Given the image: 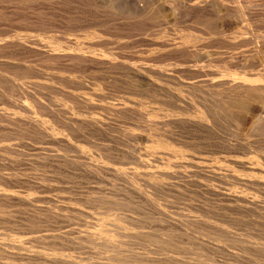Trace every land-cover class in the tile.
Here are the masks:
<instances>
[{
  "label": "bare ground",
  "instance_id": "1",
  "mask_svg": "<svg viewBox=\"0 0 264 264\" xmlns=\"http://www.w3.org/2000/svg\"><path fill=\"white\" fill-rule=\"evenodd\" d=\"M2 1L5 4V0ZM2 1L0 0V2ZM32 1H34V5L33 3L31 5H33L35 9L32 8L31 9L35 11H32V13L34 12V17L30 15L31 17L34 18V20H32V22L33 21L34 22L33 24H31V27L33 25L32 28L33 30L30 31L31 34L17 33L18 35H15L14 37L11 36L8 37L10 33L7 28L3 29L2 33L0 31L1 33L0 34V98L14 101L15 100L14 97L16 95H19L20 97H23L22 105L23 104H25L24 106L28 104L29 106L31 105L29 103L30 98L27 97V95L24 96V94H28L29 89H27L22 82L20 83L21 79H18L19 75H21L20 77L23 76V78L24 77L27 78L31 76L39 80L44 78H50L53 76H58V77L69 78L68 80L75 79L77 80L75 82L80 81L77 78L80 77L81 79L83 74L86 75L88 74L90 77H101V78H115V77L126 78L128 76H134L135 78L139 77L141 83L135 84V87L143 88V91L141 93L145 98L144 100H146L145 103L143 102L145 107L144 115L140 117L143 120L142 124H143L144 132L143 131L141 132L144 133L143 134L144 137H142V139L145 140L147 147L145 148L143 155L140 154L137 155L136 154L137 149L134 148L131 150L130 149L131 145L128 146L126 145L127 147L130 146L129 153L127 154L125 152V154H127L129 157L124 155L122 153L123 151L118 153L117 157L116 156L115 157L118 161H124L125 159L128 160L129 164L133 166V169L130 170L129 168V171L124 169L125 170L124 171L116 167V170H114L115 172L114 171L111 172L112 174L115 173L116 177L117 176L122 177L123 181L125 180L126 184H128L129 187H133V189L138 192V196L142 194L146 206L148 207L150 206L153 212H154L153 209H155L157 212V210L160 208L159 206L160 204L155 205L151 199L146 197L147 194L145 195L142 193L141 189H143L144 187H160V189L161 187H230V188L231 187H261V188L264 187V10H258L260 8H258L259 5L256 2H253L251 0H60L61 2L58 0H57L58 2H55L56 0L55 1L32 0ZM11 2L9 4H11ZM22 2L23 1H21V3ZM25 2H27V0ZM30 2L28 1V3ZM71 2H75L77 4V8L75 7L74 8L79 10L81 14V16L80 17L78 16L79 18L77 19L78 23L82 22L81 25L83 24V22H86L88 18L97 20L99 14L102 13L101 16L105 15L103 16L105 18L104 20L97 21V24L95 23L98 29L97 28L92 29L90 28L91 27L90 25H89L90 26L89 29L86 28L76 29L77 27H75V25L77 24L79 26V24L76 23L74 25L73 22L71 23V25L69 24L65 28V24H67L66 22L63 24L65 32L60 30L61 31L60 33L57 34L52 33L55 24L52 23L54 20L53 19L54 11L56 12L57 10V9L54 10L55 9L54 4L55 5L58 4L57 7L59 8L60 6L65 8V6L69 7V4ZM8 3L6 4L9 5ZM14 3H16V5L21 4L18 3V0H16V2ZM11 5H9V7ZM28 5L25 7H28ZM74 8L72 10H74ZM28 9H26V11ZM43 9H47V10L43 11ZM9 10L10 12L7 11L8 13H12L15 11V9L13 10V8H12L13 10L12 12L11 9ZM19 10L20 12H22L21 11L22 7ZM68 10L71 9L68 8ZM26 11L24 10L23 13L26 14ZM60 11L56 13L59 14ZM7 12L5 13L7 14ZM63 12L65 13V10ZM75 12L76 11H74V13ZM64 13L63 15L66 14ZM76 13H78V11ZM19 15H21V13ZM19 15L17 16L16 14L15 15L16 18L17 17L19 18ZM67 15L69 14H66V16ZM72 15L71 17H73ZM25 16L26 15L22 16L24 20H25ZM57 16L59 17L60 15ZM9 17L10 16L4 14L0 18L2 21H4L5 24L9 21L10 18H12ZM27 17H29V15H27ZM74 17L77 16L74 15ZM61 18H64V16ZM66 18L69 20L68 17ZM28 19H30V17ZM10 20L12 21V19ZM18 20L19 22L21 21L20 19ZM72 20L76 21V19L75 20L70 19V21ZM25 21L24 23H26ZM27 21H28L27 23L30 22L29 20ZM1 23L3 24V22ZM24 23L23 25H26ZM58 23L55 26H57ZM91 24L92 27L94 28L95 25H93V23ZM86 25L88 26V24ZM60 27L62 28L61 24ZM30 29L31 28H29V30ZM58 30L59 28L56 31L59 32ZM23 31L24 30H22V32ZM237 59H239L238 62H236ZM15 74L16 76H14ZM114 81L115 80H113L112 82ZM130 81L132 82V80ZM80 82L84 84L85 80L84 82L82 81ZM93 83L92 84L89 83V85L91 84L90 85L92 86L91 88L94 87L93 89L96 90L95 85H93ZM64 84L60 83L59 88L62 89ZM33 88H34L32 90L33 91L32 99L34 98L33 106L43 113V114L39 113L40 115H44L45 117L46 116L48 117L46 119L47 121L46 120H45L46 122L41 121V119L36 118L39 117L36 115L32 125L30 124L26 125V123L19 124L18 121L21 122V120L17 118L15 119L14 117L12 119H9L8 116L5 117L2 115V113L4 112L0 111L2 116L0 117V125H1L0 139L3 138L4 141L8 139L13 141L12 138L14 139L18 137L16 139L19 140L21 139L23 142V139L25 138L27 139L28 137V139L33 140L32 143L34 142V144H36L35 146H38L39 144L41 145L45 144L46 141L48 142V140L57 137H60V140L64 139L63 141H65V139L68 138L69 139L68 142H70L71 137H68V135L65 136V134H67L65 132V128H67L65 127V113L70 114L71 112V115L68 114V116L69 117L73 116L75 119L80 115L78 114V111L74 112L73 110L74 108L71 109V107H69L65 103H62V101L54 102V100H52L54 102L52 103V105H48V104L45 105L44 102L45 100L43 98L44 95H41L42 93L41 91L46 90V86L36 84ZM69 88L67 87L68 90ZM89 88L90 87L87 86L88 91L91 90ZM70 96L72 97V95ZM74 100L78 102L79 99H74ZM125 101L126 100H124V102ZM15 102L16 101H14V104ZM25 102H28V104H26ZM122 102L120 100L121 104ZM130 102L131 100L128 101V103ZM82 103L84 104V102L81 101V104ZM113 103L114 101L112 102V104ZM119 105L115 104L116 107H118ZM29 106H27L28 109ZM88 108H90V105ZM83 110H88V109L85 108ZM108 110L106 108L107 112ZM106 111L103 112L106 113ZM112 111L109 112L112 114ZM118 113L123 117L124 113H127V111L126 109L125 111L122 109L121 111H118ZM138 115L137 118L139 117ZM27 116L28 115L26 114V117ZM118 117L120 118V116ZM48 119L51 120L50 122L56 123V126H58L56 128L57 129L60 128V130L62 129L63 132H59V130H57L56 128H52L50 123H49L50 126H48L47 125ZM83 119L85 120L86 117L85 118L83 117ZM127 120L129 121V119ZM75 122L78 123V121ZM88 122L89 120L86 123ZM69 127L72 126L70 125ZM94 128L95 127H93V129ZM76 129L74 130L73 128L74 131H76ZM81 131L83 135V132L85 131L83 130ZM88 131L89 130H87V132ZM141 132L139 133L141 134ZM131 133H133V131ZM59 141L57 142L59 143ZM54 144L53 146L59 145V144L58 145L57 144L54 145ZM72 145L74 147V144ZM118 146H120V144H118ZM126 146L124 145V147ZM75 148L77 147H74V149ZM76 151H79V149ZM14 152L16 153L17 151ZM117 152H119V150ZM12 155L10 149L7 148L3 149L2 147L0 148V178L1 179L5 177L6 180H9L12 179V177L16 176L15 175L16 170H14L15 173L12 171L15 168H12L8 165V163H11L10 162L11 159L14 160L13 158H11ZM15 157L17 158V156ZM45 158H42L43 160L42 161L39 160L38 157V160L36 161L38 162L42 161L44 163ZM15 162L14 163L12 162V164L14 165ZM101 163L99 165L95 163V165L97 166L84 164L81 165V168H83V170L85 169L87 172L89 171V174L91 172L93 173L95 172L96 174L99 175V173L100 174L104 173L106 171L105 169L109 167L108 165H106V163L105 164H101ZM111 168L113 169V167H110V169ZM38 169L40 168L38 167ZM103 169L105 171H102ZM100 171H102V173ZM93 173H91V175ZM21 175L22 174H20V176ZM95 176L97 177V175ZM17 178H19V176ZM139 180H141L142 182L141 184L144 185V187L141 186L143 188L139 186L141 185L140 182L138 184ZM3 186L4 185H2V187ZM1 192H3L5 196L9 194V193L6 194L4 191L1 190L0 196L2 197H3L2 195L3 193ZM121 194L124 193L121 192ZM11 197L13 196H10V198ZM95 197L92 199V197L89 196L87 197L88 199H86L87 203L93 200L92 203L95 202L97 206L96 207L94 204L93 205L95 207L92 206L94 207V209L96 208L95 211L98 213L97 215L99 216V217L96 216V212H94L95 214L94 217L96 216L99 218L97 220V218L95 217L96 221L95 220L94 221L95 222L100 221L102 222V224H104L105 222L107 223L108 220H111L110 213L107 212H110V210L113 208L115 203L118 201L113 203L112 201L114 200H112V198L110 197L109 198L111 199V202L108 201L109 199L108 197H107L108 199H106L103 196L102 198L101 197L99 198V196L97 198ZM135 197H137V195ZM237 197L238 195H236V198ZM241 197L245 198V196L239 195V198ZM36 198L37 197L34 198L36 200L35 202L39 204L40 201L38 200H40L42 197L39 198L38 200ZM246 199L247 197L245 198V201H247ZM248 200L249 201L245 203L250 204V206L251 204L256 203L254 198ZM12 201L14 202V200ZM32 203H29L28 205L30 204L33 205ZM119 203H117L118 206L120 205ZM5 204L7 203L5 202ZM20 204H22L21 201ZM140 204L142 205V203ZM13 206L15 205H12V208L14 209ZM125 206L126 205L124 204L123 207ZM34 208H36V210L35 212L33 211L35 213V216L33 215L35 217V221L32 222L34 223L33 225L34 233H32L33 234L32 236L34 235L35 236L33 241H31L32 238L29 240L32 243L28 242L27 244L24 240L23 241L25 243L21 242L22 240L20 238L19 239L21 241L17 239V235L16 237L15 235L14 236L8 235L7 237V234L9 232L5 234L6 237L4 238V240H1L2 243L0 242L1 243L0 261L2 264H16L17 258L18 257L20 258L22 255L23 256L21 258L27 260L25 264H206L205 262H202L199 258H196V256L188 257L187 255L188 254L191 255V254L181 249L179 246H177V242L173 239V237L170 235L168 231L165 232L166 230L162 232L157 231L158 233L147 232L149 234H143L140 232H134V233L129 232L130 229L128 228H131L132 226L131 227L125 226L124 225L125 219H123V217H121L120 214L118 215L115 214L116 215L115 218L112 219V221L114 222L112 225L114 230H112L113 232L110 234L108 231H106L103 228L102 224L100 226L96 225V228L93 231L85 230V229H84L85 231L82 230L84 231L83 233L79 231L81 234L78 233L79 235L77 236V238L73 237L75 240L72 243V245L73 246L76 245L75 249L71 248L72 252H75L76 254L69 252L67 255H65V237L63 239L60 238L63 236L57 237L59 239H62L61 241L58 240L57 243L55 241L56 239L53 238L56 235L45 236L43 234V229L45 228V227L43 228V224L46 225V223H44L42 217L43 215H45L44 217L50 216L51 214L50 210H48V208L47 209H44L43 207L40 208L39 206L37 207L34 206ZM8 209H9L8 207L2 206L0 204L1 220L3 219L1 217H3L4 215L6 216L7 213H10V210ZM161 210L160 212H162ZM82 211H81V215L80 213L78 214L79 216H84L82 215ZM245 215L246 214H244V216ZM79 216H77V218ZM92 216H93V212H92ZM92 216L89 215L88 218L90 217L94 218ZM112 216L113 214H111V217ZM48 218L50 219V217H47V219ZM44 219L46 220V218ZM3 220L5 221V219ZM90 220L91 219H89V221ZM129 221L132 222L133 219L130 218ZM136 221L137 220H135V223L132 222V224L134 223L137 225L139 221H137V223ZM87 222L88 221H86V223ZM206 223L208 224V222ZM89 226L87 225V228ZM108 226L109 224L107 225V227ZM90 227L89 229H91ZM169 227L170 230L175 228L172 225H170ZM184 228H186V226ZM223 230L226 231L225 229ZM190 232L191 231H189V233ZM1 233H5V232H1ZM44 233H46V231ZM230 234L231 233L226 232L224 235L225 238H228L230 240L229 241L227 239V241L237 242L238 239L236 240ZM221 235L219 236L221 237ZM3 237L4 236H2V238ZM243 237L245 236L243 235ZM252 240L254 239L252 238ZM69 242H72V240ZM249 244L250 243H248V246H250ZM256 244L254 243L251 244L252 248L256 252H261L264 254V245H261V243L260 245H256ZM228 245L230 244L228 243ZM215 247H217V243ZM241 247L243 248L244 245H242ZM29 248L30 250L32 249V252L30 251L31 253L30 255L28 250ZM13 250L15 251L17 250L15 253L19 252L22 255L20 254L21 256L17 257L18 254L11 252ZM213 250L215 253V249ZM23 262H25V260Z\"/></svg>",
  "mask_w": 264,
  "mask_h": 264
},
{
  "label": "rangeland",
  "instance_id": "2",
  "mask_svg": "<svg viewBox=\"0 0 264 264\" xmlns=\"http://www.w3.org/2000/svg\"><path fill=\"white\" fill-rule=\"evenodd\" d=\"M6 1L7 0H5V4H4L3 1L0 2V14H1L0 17L5 14V15H8V16L12 17V18L9 17L10 19H12V21L9 19V21L4 24V21H2L1 18H0V20H1L0 21V31H1V33H2L3 29L7 28L9 30V33H10L8 35V37H10V36L11 37H14L15 35L22 34V33L23 34L24 33L31 34L30 31L33 30L32 29L33 28V25L31 27V24H33V22H34V21L32 22V20H34V18H33L34 17V12L32 13V11H35V10H32V9H35L33 7L34 1L27 0V2H25L26 0H21V1H23L22 2L23 3V6H22L21 1L18 0V3H21L19 5L22 7V10H21L22 12H20V10H19V9H21V7L19 5H16V3H14V2H16V0H12L13 4H12V2L10 0V2H11L12 5L9 4L10 3L9 0L7 2ZM28 1L29 2L31 1V2L28 3ZM58 1H60V0H58ZM58 1L56 0L55 2H58ZM251 1L256 2L259 5L258 8H260V9H258V10H264V0H251ZM2 3H3V5H2ZM6 3H8L11 6L9 7V5H7ZM32 3H33V5H31ZM72 3L74 4V6H73ZM24 4H26V5H24ZM28 4L31 5L32 7L29 6ZM27 5H28V7H25ZM57 5L58 4H56V5L54 4L55 9L53 8L54 10L57 9L56 12H59L60 10H63V11L65 10V13L66 14H69V15L66 16V14L63 11H60V13L62 12L61 14L60 13L58 14V13H56L54 11V18H53L54 20H53L52 23H55L54 24V27H56L57 29L59 28V30H58L59 32H57L56 31L57 29L53 27V30L54 29L55 30L54 31L52 30V33H54V34L60 33L61 32L60 30H62L63 32H65V29L63 27L64 26L63 24L67 22V24H65V28L67 27V25H69V24L71 25L72 22L75 25L76 23H78L77 19L81 16L79 10L75 9V8H77V4L75 2H71L69 4V7L65 6V8H64V7H61L60 6V8H63V9H60L59 7H57ZM72 7L73 8L75 7L74 10H72L73 9ZM12 8H13V10L15 9L14 12H12L13 11ZM23 8H26V9L29 8L27 11L30 14H28L27 11H26V9H23ZM68 8L71 9V10H68ZM9 9H11V12L12 13H8L7 12V11L10 12ZM24 10L26 11V14L23 13ZM44 10L46 11L47 9H43V11ZM3 11H4V13H3ZM71 11H72L73 15H72ZM74 11H76V12L78 11V13H76V12L74 13ZM101 11H103V10H101ZM5 12H7V14ZM17 12L19 14L21 13V15H19ZM15 13L17 14V16L19 15V18L18 17L17 18L21 20L20 21L21 23L16 18V16H15L16 14ZM63 13L65 15H63ZM12 14H15V15H12ZM22 14L26 15L25 16V20L26 21L22 17V16H24ZM101 14H99L97 20H95V19L93 20L92 18H88L87 20H90V19L91 20L90 21H87L86 20L87 23L86 22H83L82 25H81L82 22L78 23L79 26H82V27H79L76 24L77 25V26L75 25V27H77L76 29H80V28L89 29L90 26H91L90 28H92V29H96V28L98 29V27H96L95 23L97 24V21H102V20L105 19L103 17L105 15L101 16ZM27 15H29L30 19H28L29 17H27ZM30 15L33 16V17H31ZM55 15L56 16L57 15H60L59 17L57 16L59 19L61 17H63V16H64V18H61L60 21H59V19ZM61 15H63V16H61ZM71 15L73 17H71ZM74 15L77 16V17H74ZM66 17H68L69 20ZM14 18L17 19L18 21L15 20ZM31 18H33V19H31ZM64 19H65V21H64ZM70 19H74V20L76 19V21H73V20L70 21ZM23 20L26 23H24ZM27 20L30 21L29 22L30 24L27 23L28 22ZM61 20H63L64 22L61 21ZM69 21H70V23H69ZM1 22H3V24ZM61 22H63V23H61ZM23 23L26 24V25H23ZM57 23H58V25L55 26ZM91 23H93V25H95L94 28L92 27V24ZM27 24L30 25V26H28ZM60 24H61L62 28L60 27ZM86 24H88V26ZM74 25H72V26H74ZM29 28H31V29L29 30ZM21 29L24 30V31L22 32ZM238 61H239V59L236 60V62H238ZM14 76H16V74ZM20 76L21 75H19V78L17 77L18 79H21L20 80V83L22 82L26 86V88L29 89L28 90V94H24V96L27 95V97L30 98L29 99V103L31 105L29 106L28 102H25L28 105H26V106H24L25 104L22 105L23 97H20L19 95H16L14 97V99H15L14 101H16L15 104H14V101L13 100L10 101L8 99L0 98V111L4 112V113H2L3 116H5V117L8 116L9 119H12L13 117L15 119L17 118V119L21 120V122L18 121L19 124H21V123L22 124H25L26 123V125H29V124L32 125L33 122H34V120H35L36 115L39 116V117H36V118L41 119V121L46 122L47 121L46 119L48 117L47 116L45 117L44 115H40L39 113H42V112L39 111L37 108H35L33 106L34 105L33 104L34 103V98L32 99V92H33L32 90L34 89L33 87L36 84L46 86V90L41 91L42 93L40 92L41 95H44L43 98L45 100L44 101L45 102V105H47V104L48 105H52V103H54L55 101H60V102L62 101V103H65L66 105H68L69 107H71V109L74 108L73 109L74 112H77L78 111V114H80V115H79V117H76L74 119L73 116H70L72 118H70L68 116L69 113L68 114L65 113V127L68 128V130H67V128H65V132L67 133V134H65V136L68 135V137H71L70 138V142H68L69 141L68 138L65 139V141H66L65 142V141H63L64 139L60 140V137H57V138H54L55 140L54 139H51V140H48V142L46 141L45 144H42V145L41 144H39V145L37 144L38 146H35L36 144H34V142L32 143L33 140L32 139H28V137H27V139L26 138L23 139V142H22L21 139L20 140L19 139H16L18 137L14 138V139L12 138L13 141H11L9 139L4 141L3 138L0 139V144L2 145V146L0 145V148L2 147L3 149L4 148L5 149L6 148L7 149H10L11 150V155L13 154L11 158H13L15 161L17 159V161L19 162V165H18V162L17 161H16L17 162V164H16V162L10 158L11 159L10 160L11 163H8V165L10 167L15 168V169L12 170L13 172H14V170H16L15 171L16 172V174H15L16 176H14V177L17 178L19 176V178L16 179V178L12 177V179H9V180H6L5 177H3L2 179L0 178V183H1L0 184V189L2 191H4L6 194L9 193V194H7L9 196L8 197L7 195L5 196L3 192H1V193H3L2 194L3 197L0 196L1 197L0 198V204L2 206L8 207L9 208L8 210H10V213H11V215H10V213H7L6 216L4 215L5 217L4 216L1 217V218L5 219V221L3 219L2 220L0 219V242H1V240H4V238L6 237L5 234H7L8 232L9 233L7 234V237H8V235L9 236H12V235L14 236L15 235V237L17 235V239L18 240L21 239L22 241L21 240L20 241L23 242V243L26 242L28 244V242L30 243L31 241H33L35 235L32 236L33 235L32 233H34V231H33L34 230V226H33L34 223H32V222L35 221V217H34L35 216V213L34 212L36 210V208H34V206L35 207L39 206L40 208L43 207L44 209H47L48 208V210H50V213H51L50 216H47V217H50V219L49 218L47 219V217H44L45 215H43V217H42L43 220H44V223H46V225L43 224V228L45 227L43 229V234L45 236H47V235H49V236L50 235L51 236L56 235L53 238L56 239L55 241L57 243H58V240L61 241L65 237V255H67L69 252L75 253V252H72V249L73 248L75 249V246H76V245L75 246L72 245V243L75 240L74 238L75 237L77 238V236L79 234L83 233L85 230L93 231L96 228V225L100 226L102 224V222H100V221L95 222L96 221V218H97V220L99 219L98 218L99 216L97 215L98 213L95 211L96 208L94 209V207L96 206L95 202L92 203L93 200H91V201H89L91 203L88 202L89 203L88 204L86 202V199H88L87 197H89V196L92 197V199L95 196H96L95 198H97L98 196H99V198L100 197L102 198V196H103L106 199H108L109 197L112 198V200H114V201H112L113 203L116 202V201H118L114 205L116 208L113 206V208L110 210V212H107L106 211L107 213H110L111 220H108L107 223L105 222L104 224H102L103 228L106 231H108L109 234L113 232L112 230H114V228L112 227V225L114 223L112 221V219H114L116 215L120 214V216L123 217V219H125L124 225L125 226H128V227H131V226L133 227V229H132V227L131 228H128V229H130V231L128 230L129 232H131V233L140 232V233H143V234H149V233H154V232L155 233H158L159 231L162 232V231H165L166 230L165 232L168 231L170 233V235L173 237V239L177 242V246H179L181 249H183V250H185V251H187L188 253L191 254V255L188 254L187 255L188 257L189 256H191V257H195L196 256V258H199L202 262H205L206 264H211V262H212V264H219V263L220 264H264V254L261 253V252H256L252 248V245H251L253 243L254 244L258 243L256 245H260V243H261V245H264V233H263L264 232V191H263L264 190V187L263 188H261V187H231V188L230 187H161V189H160V187H144V185L141 184L142 183L141 180H139L138 181V184H139V182L141 184L139 186L140 187L141 186L144 187V188L141 187V188L144 189V190L141 189L142 193L145 194V195L147 194L146 197H148L149 199H151L155 205H159L160 204L159 205L160 206L159 209L160 210L162 209L161 210L162 212H160V210L158 209L157 212L161 213V214H159V213L156 212L155 209H153L154 210V212H153L152 211V208L150 206L148 207V206L145 205L144 197L142 196V194L140 196H138V192L135 191L133 189V187H129L128 184H126L125 180L123 181V178L122 177H119V176L116 177L115 176V173L112 174L111 171L116 170V167L118 169L120 168L121 170L126 169L127 171H129V168H130V170L133 169V166L129 164V161L128 160L125 159L124 161H118L116 159L118 153H120V152L123 151L122 153L124 155L128 156L127 154L129 153V150L130 149L132 150V149L135 148V149H137L136 150V154L137 155L138 154L143 155L144 154V150L147 147L145 140L142 139V137H144V135H143L144 134L143 133L144 131H143V124H142L143 123V120L141 119L142 115H144V112H145L144 103H145L146 100H144L145 98H144L143 94L141 93L143 91V88L135 87V84L141 83V80H140L139 77H136L135 78L134 76H128L126 78L125 77L101 78V77H90L88 74L87 75L86 74H83L82 77H81V79H80V77L77 78V79L80 80V81H82V82H84V80H85L84 84H86V85H84L80 81L75 82V81H77L75 79L74 80H72V79L71 80H68L69 78L58 77V76H53V77H50V78H44V79H40V80L39 79H35V78L31 77V76L30 77H27V78L26 77L23 78V76L22 77H20ZM58 78H59V80H58ZM94 78H96L98 81L96 79H94ZM54 79H56V80H54ZM108 79L110 80V83H109V80ZM111 80L112 81L115 80V81L112 82ZM130 80H132V82ZM133 80H134V82H133ZM60 83H63V84L65 83L64 86L62 87V89L59 88V84ZM89 83H91V84L93 83V85H95V89L96 90L93 89L94 87L91 88L92 86H90L91 84L89 85ZM46 84H48V85H46ZM129 84L132 85V86H130ZM87 86L90 87L89 89H91L92 91L91 90L88 91ZM129 86H130V88H129ZM67 87L68 88L70 87L69 90L67 89ZM133 87H135V88H133ZM93 91H94V93H93ZM50 95L53 96L54 98L55 97L56 98L54 99ZM70 95H72V97ZM45 97L46 98L48 97V98L46 99ZM74 99H79V100H78V102H76V100H74ZM83 99H85V100H83ZM52 100H54V102ZM86 100H88V101H86ZM112 100L114 101V103L116 101V103H115L116 105L121 104L120 103V100H121V102L122 101L123 102H122L121 105H119L120 107L119 106L116 107L114 103L112 104V102H113ZM124 100H126V101L124 102ZM130 100H131V102L128 103V101H130ZM81 101L84 102L85 105L83 103L81 104ZM125 103H126V105H125ZM73 104H75V105H73ZM77 105H78V107H77ZM89 105H90V108H88ZM122 105H123V107H122ZM130 105H132V106H130ZM27 106H29L30 111L27 108ZM77 108H78V110H77ZM80 108H82V109H80ZM85 108H87L90 111L83 110ZM106 108H107V110L109 109L108 112L106 111ZM114 108H116V109H114ZM122 109L124 111L126 109V111H127V113H124L123 117H122V115H120L118 113V111H121ZM101 110H102V112H101ZM103 111H106V113L103 112ZM109 111L110 112L112 111V114ZM11 112H13V113H11ZM79 112H81V113H79ZM26 114L28 115L27 117H26ZM125 114H126V116H125ZM136 114L137 115L139 114L138 115L139 116L138 118H137V115ZM69 115H71V112H70ZM81 116H83L84 118L86 117V119L84 120L83 117H81ZM118 116H120V118ZM130 116H131V118H130ZM0 117H2L1 116V113H0ZM103 117H106V118H103ZM121 117L124 118V119H122ZM77 118H78V120H77ZM132 118H134V119H132ZM73 119H74V121H73ZM127 119H129L130 122ZM88 120H89V122L86 123ZM90 120L93 121V122H91ZM50 121L51 120L48 119V124H47L48 126H50L49 125V123H50L52 128L58 127V126H56V123L50 122ZM75 121H78V123H76ZM103 122L106 125H104ZM139 122H140V124H139ZM52 124H53V126H52ZM70 125L72 127H69ZM84 125H86V126H84ZM139 126H141V127H139ZM93 127H95V128L93 129ZM108 127H109V129H108ZM73 128H74V130L77 128L76 131H74ZM57 130H59V132H63V130L62 129L60 130V128L57 129ZM81 130L85 131V132H83V135H82V131ZM87 130H89V131L87 132ZM132 131H133V133H131ZM141 131H143V132H141ZM122 132L123 133L125 132L124 133L125 135ZM137 132H138V134H137ZM139 132H141V134ZM134 133H136V134H134ZM127 134H129V135H127ZM119 136H122V137H119ZM74 137H76V138H74ZM56 139H58V140H56ZM25 140H27V141H25ZM120 140H122V141H120ZM57 141H59V143L61 142L63 145L61 143L59 144ZM117 142H119V143H117ZM54 143L57 144V145L59 144V145L56 146ZM71 143L74 144V147H77L75 149L76 150L79 149V151H76ZM125 143H127V144H125ZM53 144L55 146H53ZM118 144H120V146H118ZM122 144H123V146H122ZM68 145H69V147H68ZM124 145L125 146L126 145L127 146L128 145H131V148L129 149L130 146L129 147H127V146L124 147ZM78 146H79V148H78ZM67 148H69V149H67ZM111 148H112V151H111ZM141 149H143V150H141ZM118 150H119V152H117ZM14 151H17V152L15 153ZM20 152L22 154L23 153L24 154L22 155ZM125 152L127 154H125ZM46 155H48L49 158ZM15 156H17V158ZM38 157H39V160H42V158H45V157H47V158H45L44 163H43L42 162L43 160L40 161V162L36 161V160H38ZM12 162L13 163L15 162V164L13 165ZM109 162H111V163H109ZM95 163L98 164V165L100 163L101 164H105L106 163V165L109 166L108 167L109 169L106 168L105 170L106 171L108 170V171L106 172L103 169L102 171H105L104 172L105 174L102 173V171H100L102 174L99 173V175H100L99 176L95 172H94L95 174L93 172H91V173H93L91 175V173L89 174V171L87 172L85 169L83 170V168H81V165H84V164L85 165L88 164V165H92V166L93 165L94 166H97V165H95ZM42 164H43V166H42ZM33 167H34V169H33ZM38 167L41 170L38 169ZM110 167H113V169L111 168L112 169L111 170ZM36 171H39V172H36ZM83 171H84V173H83ZM20 174H22L21 175L22 177L20 176ZM95 175H97V177ZM38 178H39V180H38ZM2 180H5L6 182L5 181H2ZM2 185H4V186L2 187ZM86 188H87V190H86ZM126 188H128V189H126ZM129 188L131 189V191L133 193L130 191ZM156 188H158V189H156ZM148 190H150V191H148ZM134 191H135V193H134ZM121 192L124 193V194H121ZM10 193H12V194H10ZM169 194H171V195H169ZM134 195L135 196L137 195V197H139V198L135 197ZM236 195H238L237 198H236ZM239 195L245 196V198L247 197V199H246L247 201H245V198L244 197L239 198ZM10 196H13V197L10 198ZM121 196H123L125 198H123ZM35 197H37L36 198L37 200L42 197L38 201H40V202L43 201V202L42 203L39 202V204H38L37 202H35L36 201L34 199ZM110 198L108 199L109 202H111V199ZM116 198H118V199H116ZM253 198L256 201L255 204H251V206H250V204L245 203V202H248L249 201L248 199H253ZM3 200H4V202H3ZM12 200H14V202ZM17 200H19V201H17ZM33 200H34L35 203L33 202ZM15 201H17V202H15ZM20 201H21L22 204H20ZM79 201L81 202V204H80ZM119 201H120V203H119ZM240 201H242V202L244 201L243 204ZM5 202L7 204H5ZM28 202L29 203H32L33 202L32 203L33 205H31V204L28 205L29 204ZM117 203L120 204L119 205L120 208H119V206H118ZM140 203H142V205ZM9 204L10 205L11 204L12 205H15V206H13L14 209L12 208V205L10 206ZM124 204L126 205L125 207H123ZM121 205H122V207H121ZM246 205H247V207H246ZM92 206H94V207H92ZM128 207H129V209H128ZM51 208H52V210H51ZM113 209H114V212H113ZM117 209H119V210H117ZM74 210H75V212H74ZM52 211H53V213H52ZM81 211H82V215H84V216H79L78 215L79 213L81 215ZM89 211L91 212V214H90ZM117 211H119V212H117ZM206 211H207V213H206ZM92 212H93V216H92ZM94 212H96V216H98V217H96V216H95L96 218L94 217V215H95ZM76 214H77V216H79L78 217L79 220H78ZM88 214L90 216L94 217L95 219L94 218H91V217L88 218L89 217ZM111 214H113V216H112L113 218L111 217ZM244 214H246V215L244 216ZM14 215H16V216H14ZM20 216H22V217H20ZM61 216H62V218H61ZM194 216L198 220H196ZM125 217H127V218H125ZM179 217H181V218H179ZM222 217H224V218H222ZM242 217H244V218H242ZM44 218H46V220ZM128 218L129 219L130 218L133 219L132 222H134V223H135V220H137L139 222L137 223V221H136L137 225L134 224V223L132 224V222L129 221ZM89 219H91V220L89 221ZM9 221H11V222H9ZM86 221H88V222L86 223ZM89 222H90V224H89ZM184 222H186V223H184ZM206 222H208V224ZM50 223H52L53 225L50 224ZM230 223H232V224H230ZM234 223H236V224H234ZM86 224L88 226L90 225L91 227L90 226L89 227L91 229H89V227L87 228V225ZM108 224H109V226L111 225L110 227L108 226L109 228L107 227ZM170 225L174 226L175 228H173V229L170 230L169 229L170 228L169 227ZM18 226H19V228H18ZM92 226H93V228H92ZM176 226H177V228H176ZM185 226H186L187 229L184 228ZM207 228H208V230H207ZM260 228L263 230V232H262V230ZM1 229H2V231H1ZM223 229H225L226 231H224ZM82 230H84V231H82ZM26 231H27L28 234L26 233ZM45 231H46L47 234L44 233ZM150 231H153V232H150ZM189 231H191V232L189 233ZM245 231H246V233H245ZM1 232H5V233H1ZM76 232H77V234H76ZM147 232H149V233H147ZM216 232H218V233H216ZM226 232L231 233L230 235L233 236L236 240L238 239L237 242H229L230 240L228 238H225V236H224ZM242 232H243V234H242ZM193 233H194V236H193ZM221 233H222V235H221ZM218 234L221 235V237ZM71 235H72V237H71ZM243 235L245 237H243ZM260 235H262V236H260ZM2 236H4V237L2 238ZM60 236H63V237H60ZM222 236H224V237H222ZM57 237H60L62 239H59ZM31 238H32V240L29 241ZM69 238H70V240H69ZM196 238H197V240H196ZM198 238H199V240H198ZM252 238L254 240H252ZM227 239L229 241H227ZM241 239H242V241H241ZM245 239H246V242H245ZM68 240L69 241L72 240V242H69ZM217 240H219V241H217ZM247 241H248V243H250L249 244L250 246H248ZM209 243H210V245H209ZM216 243H217V247H215L216 246ZM228 243L230 245H228ZM242 245H244L243 248L241 247ZM244 248H245V250H244ZM213 249H215V253H214V250ZM10 250H12V249H10ZM28 250H29V255H30L31 254L30 251L32 252V249L30 250V248H29ZM250 250H253V251H250ZM16 251L13 250L11 252L12 253H15ZM243 251H244V253H243ZM245 251H246V253H245ZM15 254H18L17 257L22 255L19 252L15 253ZM27 254H28V252H27ZM232 255H234V256H232ZM251 255H253V256H251ZM199 256H201V257H199ZM21 257L20 258L19 257L17 258L16 264H21L24 260H25V262H23L22 264H25L26 263L27 260L24 259V258H21ZM205 259H206V261H205ZM21 260H22V262H21ZM0 264H2L1 261H0Z\"/></svg>",
  "mask_w": 264,
  "mask_h": 264
}]
</instances>
